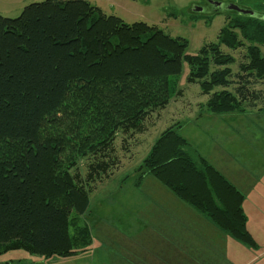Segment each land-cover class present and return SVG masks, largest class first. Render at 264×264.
Segmentation results:
<instances>
[{"label": "trees", "instance_id": "1", "mask_svg": "<svg viewBox=\"0 0 264 264\" xmlns=\"http://www.w3.org/2000/svg\"><path fill=\"white\" fill-rule=\"evenodd\" d=\"M187 47L83 0H45L15 19L0 16V255L69 258L86 251L90 231L79 221L89 183L108 178L118 134L140 133L149 115L181 96L183 64L186 82L208 96L202 107L209 114L243 112L264 98L251 87L264 81V20L236 15L217 44L194 56ZM221 47L246 49L236 75L235 59ZM177 129L155 139L135 169L136 185L153 177L218 230L256 248L242 194ZM82 159L90 161L84 180L77 173Z\"/></svg>", "mask_w": 264, "mask_h": 264}, {"label": "rangeland", "instance_id": "2", "mask_svg": "<svg viewBox=\"0 0 264 264\" xmlns=\"http://www.w3.org/2000/svg\"><path fill=\"white\" fill-rule=\"evenodd\" d=\"M44 1L0 0V16L15 19L26 6ZM83 1L98 8L105 16L119 18L125 24L144 23L158 28L171 38L186 40L188 43L186 53L191 56L197 55L204 45L217 44L219 32L226 25L227 19L239 16L230 12L194 13L191 6L198 0ZM215 1L223 4L233 3L242 9L264 14V4L262 5L260 0ZM220 49L235 59L230 69L232 74L236 75L239 64L245 62L246 49L236 51L225 47ZM260 49L264 55V47ZM188 71L187 65L183 64L177 84L181 96L171 101L164 110L149 115L144 120L140 133L131 136L117 135L112 146L115 162L109 165L108 174L111 176H108V180L95 179L89 183L92 189L89 207L79 221L81 226H86L90 231L91 244L86 251L69 258H44L24 251H12L0 255V264H109L112 251H114L112 259H115L114 255H120L122 250L140 253L143 249H159L162 245L164 247L165 243L160 240L163 236L161 234L169 233L174 224L180 228L181 248L194 249L196 252L191 258L198 264H264V190L259 193L260 201L252 198L254 194L252 184L255 180L238 178L236 174L229 175V179L226 178L237 190H241L239 191L244 198L243 209L248 229L250 228V235L255 241L256 248L243 245L227 233L219 231L153 177L146 176L139 185H136L139 173H136L135 169L159 134L175 124L179 126L177 133L191 147L197 149L212 167L223 174L229 172L224 171L227 166L222 161L221 127L225 124L222 123L224 121L239 119V112L224 115L207 113L202 105H205L208 96L201 94L197 84L186 82ZM251 87L264 97V81L252 84ZM256 105L264 109V98ZM258 119V123H263L264 114L258 116ZM254 130H261L264 138V124ZM89 162L82 159L78 163L77 173L83 180L89 172L87 167ZM243 166L247 169L245 165ZM224 176L228 177L226 174ZM259 188L263 189V186L259 185ZM142 196H146L150 204L145 205ZM253 202H257L259 206ZM177 207H181L182 210L179 211Z\"/></svg>", "mask_w": 264, "mask_h": 264}, {"label": "crops", "instance_id": "3", "mask_svg": "<svg viewBox=\"0 0 264 264\" xmlns=\"http://www.w3.org/2000/svg\"><path fill=\"white\" fill-rule=\"evenodd\" d=\"M246 110V112H239V119H230L227 122H222L225 124L221 127L223 131V142L220 149L222 152L223 164L227 166V168H224V171H229L224 172V174L228 175V177L224 176L222 172L221 174L219 170L217 171L225 179H229V175L231 174H236L238 178L243 177L250 181L255 180L252 184L254 186L252 189V193H254L252 198L256 201H260L259 193L261 190H264V138L260 133L261 130L254 129L259 128V125L264 124V122L258 123V116H263L264 109H260L256 106L255 108H246ZM245 116H249L250 118L246 119ZM252 117L254 118L252 119ZM194 150L201 156L197 149ZM203 158L206 160L205 157ZM243 165H245L247 169L244 168ZM259 185L261 187L263 186V189H260ZM142 201L145 205L150 204V201L146 199V196H142ZM144 203L142 205H144ZM253 204L257 207L259 206L257 202H253ZM177 208L179 211L182 210L181 207ZM175 225L176 224H174L169 233L161 234L163 236H161L160 240L164 242L167 247H165V245L163 247L162 245V248L159 249H143L140 253L133 250H122L120 255H114L115 259H112L114 253V251H112L110 253L109 264H198L195 259L191 258L196 252L194 249L181 248L180 228ZM247 230L250 233L248 222ZM257 250L259 249L257 248ZM257 250H255V252ZM185 258H187V260ZM254 262H256L255 258Z\"/></svg>", "mask_w": 264, "mask_h": 264}, {"label": "water", "instance_id": "4", "mask_svg": "<svg viewBox=\"0 0 264 264\" xmlns=\"http://www.w3.org/2000/svg\"><path fill=\"white\" fill-rule=\"evenodd\" d=\"M215 7L218 9L219 12L223 13V12H230V13H235V14H239L240 16H245V17H251L254 19H262L264 20V14H260V13H255L252 12L250 10H246V9H242L239 6L231 3V4H223L220 2H216ZM194 13H200L201 12V8H194L192 9Z\"/></svg>", "mask_w": 264, "mask_h": 264}, {"label": "flooded vegetation", "instance_id": "5", "mask_svg": "<svg viewBox=\"0 0 264 264\" xmlns=\"http://www.w3.org/2000/svg\"><path fill=\"white\" fill-rule=\"evenodd\" d=\"M218 1L215 0H198L196 4H193L191 6L192 9L194 8H201V12L198 14H219L221 12L218 11V9L215 7V3ZM191 9V10H192Z\"/></svg>", "mask_w": 264, "mask_h": 264}]
</instances>
